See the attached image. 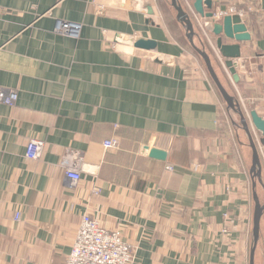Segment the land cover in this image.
I'll use <instances>...</instances> for the list:
<instances>
[{
	"label": "crops",
	"instance_id": "crops-1",
	"mask_svg": "<svg viewBox=\"0 0 264 264\" xmlns=\"http://www.w3.org/2000/svg\"><path fill=\"white\" fill-rule=\"evenodd\" d=\"M211 1L240 12L250 35L238 82L182 2L193 43L264 120V0ZM59 21L80 24L79 36L54 33ZM201 63L170 0H0V88L18 92L13 107L0 104V264H66L83 215L119 230L132 264H249L252 151ZM30 140L45 143L39 160L26 156ZM67 151L82 159L75 187ZM253 264H264V212Z\"/></svg>",
	"mask_w": 264,
	"mask_h": 264
},
{
	"label": "built area",
	"instance_id": "built-area-1",
	"mask_svg": "<svg viewBox=\"0 0 264 264\" xmlns=\"http://www.w3.org/2000/svg\"><path fill=\"white\" fill-rule=\"evenodd\" d=\"M188 14L195 20L198 29L204 37L208 47L219 61V65L227 73L232 80L225 61L222 59L215 42L210 37L212 34L213 24L221 20L225 16L237 15L239 18L242 14L235 8L229 7L213 11L211 18L199 16L193 10L188 0H182ZM54 33L62 35H70L78 37L81 31V25L75 22L59 21ZM236 60L234 61V64ZM236 67V64H235ZM233 82V81H232ZM18 92L15 89L0 88V104L13 107L17 101ZM254 137V136H253ZM255 140H258L257 137ZM106 149H116L118 143L116 141H106L103 144ZM45 143L41 140H30L27 147V158L39 160ZM261 152V160L264 163V156ZM74 158L75 163L69 161ZM81 163L82 159L76 152L67 151L62 159V165L65 167V178L69 186L75 187L81 180ZM19 219V215H15V220ZM135 250L126 243L119 230L109 231L101 227L96 220L91 219L87 215L81 217L80 224L77 228L72 248L67 256L66 264H132L134 261Z\"/></svg>",
	"mask_w": 264,
	"mask_h": 264
},
{
	"label": "water",
	"instance_id": "water-1",
	"mask_svg": "<svg viewBox=\"0 0 264 264\" xmlns=\"http://www.w3.org/2000/svg\"><path fill=\"white\" fill-rule=\"evenodd\" d=\"M181 1V0H180ZM182 3V1H181ZM179 0H170L171 7L176 13L177 21L184 27L186 31V38L191 45L192 49L202 60L205 70L209 75L216 90L221 96L223 102L227 108L238 115L240 124L243 131L247 134L249 140V146L252 151V189H253V202L254 209L252 215V245L250 249V262L253 264L254 254L259 239V224L261 216L264 212V203L262 204L256 194V182L263 187L261 180L262 164H261V152L264 156V120L257 115L255 111L246 112L243 111L239 102L231 96L224 86L221 84L215 69L213 67L209 54L204 49L197 48L193 43V25L189 18V15L185 13ZM183 4V3H182ZM213 2L211 0H193L192 7L196 14L204 18H211L213 15ZM205 8L208 12H205ZM212 34L216 37L215 46L218 49L221 57L225 60V67L227 68L232 81L238 82V75L234 64L235 60L240 58V46L239 44L250 41V35L247 33L245 25L241 22V19L237 15L225 16L220 22L214 23L212 28ZM224 39L234 42V44H225ZM156 46L155 42L147 40H138L136 47L140 49L151 50ZM251 128L260 134V138L255 140L251 134ZM148 156L150 158L165 161L166 153L164 151L152 148L148 150Z\"/></svg>",
	"mask_w": 264,
	"mask_h": 264
},
{
	"label": "rangeland",
	"instance_id": "rangeland-1",
	"mask_svg": "<svg viewBox=\"0 0 264 264\" xmlns=\"http://www.w3.org/2000/svg\"><path fill=\"white\" fill-rule=\"evenodd\" d=\"M201 65H202L203 68H205L204 65H203L202 63H201Z\"/></svg>",
	"mask_w": 264,
	"mask_h": 264
},
{
	"label": "trees",
	"instance_id": "trees-1",
	"mask_svg": "<svg viewBox=\"0 0 264 264\" xmlns=\"http://www.w3.org/2000/svg\"><path fill=\"white\" fill-rule=\"evenodd\" d=\"M228 92V91H227ZM229 93V92H228Z\"/></svg>",
	"mask_w": 264,
	"mask_h": 264
}]
</instances>
